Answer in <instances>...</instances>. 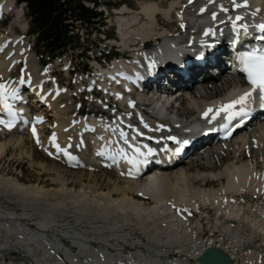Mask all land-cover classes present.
Listing matches in <instances>:
<instances>
[{
    "label": "bare ground",
    "instance_id": "obj_1",
    "mask_svg": "<svg viewBox=\"0 0 264 264\" xmlns=\"http://www.w3.org/2000/svg\"><path fill=\"white\" fill-rule=\"evenodd\" d=\"M14 2L0 0V15L11 11ZM243 2L237 0V3ZM247 5L234 8L232 0H192L191 3L189 0H146L137 11L128 6L121 8L116 16H119L118 44L122 49L112 65L133 66L139 53L151 50L156 43L159 56L152 61L153 68L168 69L172 61H181L185 51L190 54L191 48L187 45L191 37L199 36L190 33L196 27L191 24L197 21L205 29L199 37H208L205 32L211 30L209 33L215 37L217 51L224 50L217 53L215 66L195 70L193 77L184 84L168 72L159 82L150 85L151 90L159 89L163 95L174 98L177 110L165 108L167 100L152 99L155 93L147 98L145 95L136 97L139 111L127 107L124 99L116 98V120L130 119L139 124L143 121L147 125L144 126L147 134L157 135L162 131L161 125L178 132L184 129L187 120L196 119L199 109L206 111L211 105L232 96L239 78L235 79L230 73L226 63L228 49L225 48L229 38L224 34L225 29L217 27L218 21L212 14L216 13V17L230 14L221 10L223 6L231 7L234 12L253 13L264 18V0H247ZM201 8L206 9L203 15ZM23 17V9L14 10L15 23L19 24ZM27 28V24L25 29L22 27L21 34L26 33ZM171 28H176L175 32L169 31ZM19 59H26L25 70L32 81L31 87L36 89L44 81L42 94L54 110V105L67 94L59 85L47 84L50 68L42 74L36 72V59L29 44L15 32L0 33V85L4 86L0 97L15 90L18 78L13 80L11 75ZM212 69L216 70V75ZM104 74L97 72L93 80L108 98L113 92L103 88ZM174 89L178 92L173 93ZM55 93L58 94L56 97ZM127 99L135 100L133 97ZM108 100L112 103V98ZM92 106L97 109V105ZM163 108L162 116H152ZM36 109L32 128L27 130L30 145L14 135L18 130L5 131L0 127V158L9 149L23 152L28 144V151L35 156L39 152V157L60 160L53 152V136L56 145L71 149V155L76 150H83V145L90 152L97 151L100 141L101 146L106 139L111 142L113 134L107 132L104 125L103 117H109L105 112H88L86 117L81 116L80 110L58 108L53 112V123L48 124L45 105H37ZM140 112L148 117V122ZM43 119L47 125L41 126ZM93 127L98 128L99 134L90 130ZM33 128L36 129L35 136L31 134ZM242 136H234L228 142L214 146H211L214 141L207 142L195 150L190 159L167 164L152 176L140 174L137 179L127 178L121 163L110 167L105 161L96 166L100 159L94 158L93 162L80 159L90 171L101 170L100 175L94 172L79 175L80 181L87 176L88 182L80 198L71 197L70 191L66 190L67 181L62 175L66 170L60 166L51 164L52 169L48 170L55 174L54 181L61 187L59 190L25 187L0 177V189L21 203L24 211L22 217H17L14 212L0 209V261L6 264L5 257L19 253L23 264H198L197 259L204 249L218 247L232 264H264V122L259 123L248 137ZM196 153L200 154L193 158ZM155 161L160 162V159ZM183 165L187 167L184 169ZM113 173L123 187L106 191L99 182ZM247 196L252 200H247ZM212 211L217 218L205 233L202 220H209ZM191 212H198L202 220L191 222ZM30 218L38 225L36 230L24 223ZM64 240L70 245L63 248Z\"/></svg>",
    "mask_w": 264,
    "mask_h": 264
},
{
    "label": "rangeland",
    "instance_id": "obj_2",
    "mask_svg": "<svg viewBox=\"0 0 264 264\" xmlns=\"http://www.w3.org/2000/svg\"><path fill=\"white\" fill-rule=\"evenodd\" d=\"M145 1L146 0H101L99 4L100 6L99 9L102 10L104 7V10L108 14V17H106L105 13H103L104 16L102 17L100 21L101 27L99 26V27H95L91 29V28H86L85 26L77 25V30L74 32V34H77V31H78V37L80 38V44H79L80 48L84 47V48L89 49V52L86 54V57H89L88 59L89 62L83 61V60L80 62L78 55L81 52V49L75 52L70 50L60 59L50 61L49 57L43 52L42 47L37 45L36 39H35L36 35L31 34L33 32V29L30 25V19L28 18L27 12L24 9V7H23L24 17L21 19L19 18L20 19L19 24L15 23L14 12H11L10 17H7V22L3 21V23H1L2 25L0 26V33L15 32L17 35H21L22 37L25 36L24 37L25 40L28 39L29 45L31 48V53L34 55L36 59L37 65L34 66V69L36 70V72L42 74L45 72L46 69L50 68L51 71H54V72L52 73L51 77L48 79L49 81H47V84H50V83L57 84L60 87H62L65 90V93L67 94L66 98L58 101L54 105V110H52V108L49 107L45 111L44 114L47 115L45 116V121L48 124L53 123L54 121L53 112L56 111L58 108L66 109V107H68L70 111L74 109L80 110V114L82 115H86L88 112L89 113L96 112L97 110L99 111L105 110V104L99 105L97 102H95V105L99 107V109H96L94 108V106H92V104H90L89 102L90 97L88 96V94L80 93L81 88H80L79 83L81 79L85 77V75L83 76L81 75V73H84L86 70L90 69L89 68L90 66H92L93 63L90 62L91 56L99 57L102 51H104L105 53H108L110 51V47L113 46L114 44L113 39L116 40L115 44L117 47L115 49L114 48L111 49L110 51L111 56L117 57L118 53H121L122 47L120 46L121 44H118L119 31H118L117 20L119 16L117 17L116 14L117 12L119 13V10L123 8L124 6H128L129 8L132 9V11H137L141 7V5L144 4ZM16 9L17 11H20L21 7L16 5ZM26 24L28 25V28L26 29V33L21 34L22 33L21 31L25 29ZM22 27L24 29H22ZM170 30H172V32H175L176 28H173V29L171 28L169 29V31ZM95 32L96 34H94ZM104 37H106V39H109V40L104 41L103 40ZM104 57L105 56L101 57V62H104ZM20 60L21 59L17 61V66L15 68V71L11 75L13 80H16L17 78L20 79L21 75L25 73L24 68L26 65L22 64ZM33 63H34V60H33ZM70 67L74 68L75 71L71 74H67L66 71H68L69 69H70L69 71H71ZM212 70H213V74L216 75L215 73L216 70L214 69ZM235 79H237V77H235ZM99 100L104 101L105 100L104 96H101L98 99V101ZM175 109L177 110V107ZM112 111H113V107L110 109L109 112L112 113ZM40 114L39 115L37 114V116L42 117V115ZM45 121L44 119L42 120L41 126L46 124ZM258 125L259 123L253 124L250 130L243 131L237 136V138L243 137L242 135H247L248 137ZM27 133H28L27 130L26 131L23 130V131H19L18 133H15L14 135L19 136L23 140L25 139L26 141L25 144L28 142V144L30 145L31 139L29 138ZM47 134H48V131L46 132L45 135ZM28 144L23 150V152H19L15 149L13 150L9 149L7 150V152H5V154L0 158V177L4 179H9L25 187L36 186L37 188H42L43 190H48V189L49 190H59L61 189V187L59 186L58 182L56 183L54 181V179L56 178L55 174L51 171L49 172L48 170L52 169L51 164L56 165L57 167L60 166L62 167V169L66 170V173L65 172L62 173L64 179H66L67 181L66 190L70 191L71 197L80 198L79 195H81L80 193H82V189L88 185V182L86 180L87 176H85V178L80 181V179H78L79 175L93 173V172L94 174L100 175L101 170L99 168H95L93 169V171H90L89 168L86 166L76 167V168L67 167V166H63L60 160H57V159L52 160L46 156H42V157L37 156L39 152L35 156V154H32L28 151ZM82 152L87 162L93 161V159L88 155L89 153L87 149H85V146H83ZM31 156L33 159L31 158ZM39 165L41 166V168H39L40 167ZM181 167L185 169L187 166L183 165ZM115 175L116 174L113 173V176H111L110 178L109 177L105 178L104 180L100 181L99 184H101L106 191L109 189H114V188H117V189L122 188L123 183L117 182L115 179L116 178ZM74 193H75V196H74ZM6 194L8 193L6 192ZM246 199L250 201L252 200L249 196H247ZM243 205H245L244 202H243ZM0 209L14 212L17 217L19 216L22 217L23 212H24L22 204L15 201L14 199H11L9 196L5 195V193H3V189H0ZM216 218L217 217L214 211L210 213V218L207 221L202 220V217H200L198 212H191V215L189 216V219L191 220V222L202 220V225H203L202 229L204 230L205 233L208 232L209 227L212 226ZM32 219L33 218H30L27 221H24V223L27 226H29L32 230H36L38 228V225L36 224L35 221L32 222ZM66 244L70 245L68 244V242H66ZM18 255L19 253L11 257L10 256L5 257L4 259H6V264H11V262L13 261H15L14 264H23V261H21ZM1 257L2 256L0 255V258ZM0 264H4V262L1 260Z\"/></svg>",
    "mask_w": 264,
    "mask_h": 264
},
{
    "label": "trees",
    "instance_id": "obj_3",
    "mask_svg": "<svg viewBox=\"0 0 264 264\" xmlns=\"http://www.w3.org/2000/svg\"><path fill=\"white\" fill-rule=\"evenodd\" d=\"M100 1L16 0L18 4L25 5L36 43L50 60L66 54L68 50L80 49V38L74 34L77 25L91 29L101 25L102 15L96 10Z\"/></svg>",
    "mask_w": 264,
    "mask_h": 264
},
{
    "label": "snow or ice",
    "instance_id": "obj_4",
    "mask_svg": "<svg viewBox=\"0 0 264 264\" xmlns=\"http://www.w3.org/2000/svg\"><path fill=\"white\" fill-rule=\"evenodd\" d=\"M189 2L191 3L192 0H189ZM210 2H213V0H210ZM232 4L234 8H240V7H247V0H244L243 3H237V0H232ZM206 9L205 8H201V12H204ZM221 10L227 12L228 9L224 8L223 6H221ZM216 13L212 14V18L216 19ZM231 19V18H230ZM243 17L237 16L235 18V20L233 21V26H235L236 21H240L242 20ZM221 23H223V21H221ZM243 27V26H242ZM257 28L259 29L260 32L264 33V23L258 24ZM211 30H208L205 32V35H208L209 32ZM247 31V29L245 28V32ZM259 39H264V36H260L258 37ZM249 62H246V70L248 72V80L249 82L252 84V90L248 91V92H244L243 95H241L238 99L230 102L229 104L223 106L221 109H219L217 111V114H219L220 111H229L233 108L236 107V105H244L247 101V99L252 95L253 92H255L257 89L259 90V92L262 94L261 95V99H264V56H259V57H253L250 56L249 57ZM258 61V71L256 70L257 64L256 62ZM151 67V65H150ZM23 82V81H21ZM4 89L3 85H0V91H2ZM209 111H212L211 109H209ZM241 111H243V108H241ZM233 114H238V113H233ZM205 116H207V112L205 113ZM214 118V117H213ZM0 123H4V121H0ZM6 126H10V125H6ZM147 127V125H145ZM33 135H36V129L33 128ZM124 133L121 132V137H124ZM168 139L174 140L176 141L177 144H181V145H186L188 143V141H178L176 140L175 137H168ZM52 141L54 146H56L57 148H59V145L55 144V136L52 137ZM125 142L127 143V140H125ZM37 143H39V139H37ZM181 149L178 148L177 151H180ZM149 152H151V149H149Z\"/></svg>",
    "mask_w": 264,
    "mask_h": 264
},
{
    "label": "water",
    "instance_id": "obj_5",
    "mask_svg": "<svg viewBox=\"0 0 264 264\" xmlns=\"http://www.w3.org/2000/svg\"><path fill=\"white\" fill-rule=\"evenodd\" d=\"M199 264H232L218 247L206 248L198 259Z\"/></svg>",
    "mask_w": 264,
    "mask_h": 264
}]
</instances>
